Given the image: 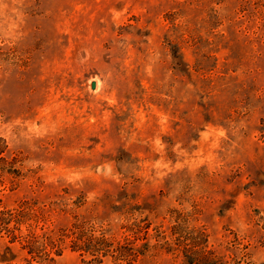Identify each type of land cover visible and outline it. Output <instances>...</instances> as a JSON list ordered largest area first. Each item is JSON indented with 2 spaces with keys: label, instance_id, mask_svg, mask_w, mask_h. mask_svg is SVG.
I'll return each instance as SVG.
<instances>
[{
  "label": "rangeland",
  "instance_id": "rangeland-1",
  "mask_svg": "<svg viewBox=\"0 0 264 264\" xmlns=\"http://www.w3.org/2000/svg\"><path fill=\"white\" fill-rule=\"evenodd\" d=\"M74 224L264 264V0H0V264L91 259Z\"/></svg>",
  "mask_w": 264,
  "mask_h": 264
},
{
  "label": "trees",
  "instance_id": "trees-1",
  "mask_svg": "<svg viewBox=\"0 0 264 264\" xmlns=\"http://www.w3.org/2000/svg\"><path fill=\"white\" fill-rule=\"evenodd\" d=\"M78 226V224H74V230H71V235L75 236L73 249L79 251L82 256L89 255L91 257L89 260L83 259L81 264H96L99 255L107 254L109 244L104 236L97 237L92 233L85 234L82 230H77L79 229ZM118 249L122 251L121 247Z\"/></svg>",
  "mask_w": 264,
  "mask_h": 264
}]
</instances>
